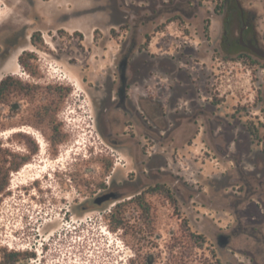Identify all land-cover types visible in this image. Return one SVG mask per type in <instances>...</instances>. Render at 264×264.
<instances>
[{"label": "rangeland", "instance_id": "1", "mask_svg": "<svg viewBox=\"0 0 264 264\" xmlns=\"http://www.w3.org/2000/svg\"><path fill=\"white\" fill-rule=\"evenodd\" d=\"M237 2L264 47V0H197L188 19L154 0H0V79L35 85L0 104V133L19 129L1 145L37 146L0 196V262L16 250L14 264H149L151 253L155 264H264V59L236 41ZM122 60L126 112L115 106ZM143 83L161 106L150 128L136 127ZM44 97L59 105L57 146L36 114ZM144 130L147 175L166 165L177 179L170 202L144 196L148 210L133 202ZM101 184L124 193L96 205ZM117 206L124 223L111 229Z\"/></svg>", "mask_w": 264, "mask_h": 264}, {"label": "flooded vegetation", "instance_id": "2", "mask_svg": "<svg viewBox=\"0 0 264 264\" xmlns=\"http://www.w3.org/2000/svg\"><path fill=\"white\" fill-rule=\"evenodd\" d=\"M239 17H240V26L238 29V35H239L240 28H243L242 36H243L244 42L248 43V44H254V45L264 49V47L259 43V39L256 35L255 28H254L253 23H252V20L254 19V15L251 13V11H248V10L245 11V10L239 8ZM224 33H225V31H224ZM33 34H35V33H33ZM33 34H31V36H30V41L32 44L34 41V40H32ZM236 41L238 42V44L240 46H242L243 48H245L248 51H250L251 53H253L249 48L240 44L238 36H237ZM122 62H124V60H122L119 63L120 74H119V84L117 87V100L115 101V106H116V108L121 109L122 112H126L127 106L125 105V101L128 98L127 97L128 87H127V80H126V76H125V71L123 68H121ZM137 83L141 84V81H137ZM141 86H142V91L137 92L135 94L136 102L138 103L136 108H138V109L140 108L139 112L134 111L135 117L137 120L136 127H148V128L154 127L153 125L155 122V120H154L155 111L157 108L160 109L161 106L157 105V103L155 101L154 94L150 91V89H151L150 85L143 83ZM144 132H145V135L147 136V141L144 143V144H146V147H144V145H142L143 147L139 153L140 156H139L137 163H136L137 175H138L139 179H141V181H143L142 182L143 186L134 196L133 202L138 208L143 207L144 210H148V208H149L148 205L143 203L144 196L146 194H152L154 196L159 197L160 199L163 198L166 202H170V199L172 196V190L177 191V179L175 178V180L172 182L171 172H170V170H167L166 165L164 166V171L162 173L159 172L158 174H156L152 178L147 175L149 173V170H151L153 168V166L152 167L150 166L149 169L144 167V165L149 166V162L151 161V152L149 151V148L151 147V144H150L151 137L147 131L144 130ZM143 138H145V137H143ZM145 152L146 153L148 152V155L145 154ZM142 176H144V178ZM110 183H112V181H109V184ZM179 188H181V187H179ZM101 191L102 192L94 198V202H93L94 204L99 205V206H104L105 203H107L110 199L120 197L124 193L118 187L109 188V187H106L104 184H101ZM222 237H223V235L218 236V239H217L218 244H223L224 242L227 241V239L224 238V240H223L224 242L221 243ZM155 260H156V257L154 255V253L149 254V256L147 257V262L149 264H155L156 263Z\"/></svg>", "mask_w": 264, "mask_h": 264}, {"label": "trees", "instance_id": "3", "mask_svg": "<svg viewBox=\"0 0 264 264\" xmlns=\"http://www.w3.org/2000/svg\"><path fill=\"white\" fill-rule=\"evenodd\" d=\"M204 32L207 34L208 28L204 27ZM36 34L32 35V40H34ZM40 40V39H39ZM34 42V41H33ZM35 85L29 83H23L22 81L13 79L10 75H7L0 79V104H5L7 102L8 96L11 93L13 88H18L21 92H27V89H30ZM47 88L51 89V93H58V100H62L64 96L68 93V89L64 88L65 92H62L63 87L60 85H48ZM14 107V105H13ZM59 109V105H52L50 100L43 98L42 104L37 109V117L39 118V122L44 126L48 127L49 135L48 140L55 146L60 144L63 141V137L61 132L57 127H59V123L56 122L55 114ZM7 128V127H1ZM13 129V128H12ZM7 131V130H6ZM252 139L257 138V135L254 130L250 127L247 129ZM21 134V133H16ZM2 142L0 141V196H2L8 187L9 184V173L11 171H18L20 167L24 164L28 163L31 159V155L37 152V146L34 145L30 149L29 154H19L16 152L10 151L8 148L3 147ZM111 165V162L107 161L105 163V168L108 169ZM120 206V205H119ZM114 217L110 221L111 229L119 228L123 226L124 220L121 217V212L119 207H115L114 209ZM188 236L194 242H199L202 245L205 242V237L202 234H196L192 231H188ZM22 252L16 250L4 251L3 253V261L0 264H14L16 261L20 259V255ZM214 264H222L220 259L216 258Z\"/></svg>", "mask_w": 264, "mask_h": 264}, {"label": "crops", "instance_id": "4", "mask_svg": "<svg viewBox=\"0 0 264 264\" xmlns=\"http://www.w3.org/2000/svg\"><path fill=\"white\" fill-rule=\"evenodd\" d=\"M154 4L155 6L162 5L163 7H168V10L161 12L163 14H177L185 19L196 18L198 13L201 12V7L197 4V0H154ZM188 8L192 12L190 15L187 13Z\"/></svg>", "mask_w": 264, "mask_h": 264}, {"label": "water", "instance_id": "5", "mask_svg": "<svg viewBox=\"0 0 264 264\" xmlns=\"http://www.w3.org/2000/svg\"><path fill=\"white\" fill-rule=\"evenodd\" d=\"M237 6L241 9V6H240L239 2H237ZM242 30H243V28H240L239 35H238L240 44H242V45L246 46L247 48H249L256 56L264 59V49L254 45V44L245 43L244 40H243V36H242ZM124 65H125V61L121 63V68L124 69ZM224 238H225L224 236L221 238V243L224 242L223 241ZM224 243H226V242H224Z\"/></svg>", "mask_w": 264, "mask_h": 264}, {"label": "bare ground", "instance_id": "6", "mask_svg": "<svg viewBox=\"0 0 264 264\" xmlns=\"http://www.w3.org/2000/svg\"><path fill=\"white\" fill-rule=\"evenodd\" d=\"M21 129V128H20ZM15 130H19V129H15V128H13V129H9V130H7V131H4V132H1L0 133V136H2V135H6V134H8V133H11V132H13V131H15ZM24 130V129H23ZM34 133V132H33ZM38 141V140H37ZM32 166V163L31 162H28V163H26V164H24L22 167H21V169H20V172L21 171H24L25 169H27V168H29V167H31ZM16 173H19V171H17Z\"/></svg>", "mask_w": 264, "mask_h": 264}]
</instances>
